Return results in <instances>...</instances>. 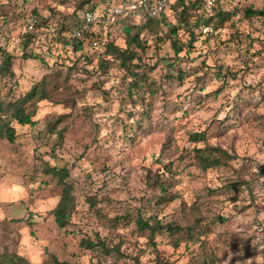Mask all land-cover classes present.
<instances>
[{
    "label": "rangeland",
    "instance_id": "1",
    "mask_svg": "<svg viewBox=\"0 0 264 264\" xmlns=\"http://www.w3.org/2000/svg\"><path fill=\"white\" fill-rule=\"evenodd\" d=\"M82 1L0 0V47L18 58L14 77L0 79V100L45 84L35 125L14 122L16 141L0 139V255L32 264H264V15H246L264 11V0H222L230 20L207 34L192 28L194 37L185 27L171 31L179 21L168 8L159 35L146 33L144 49L133 47L148 76L140 98L129 96L120 61L101 65L106 37L99 49L86 39L78 53L60 41L59 28L76 29ZM107 1L92 4L101 13ZM36 13L48 23L28 47L36 57L23 59L20 41ZM117 20L108 39L125 48ZM60 117L65 137L54 151L46 128ZM207 145L236 159L203 171L194 149ZM47 164L66 168L74 186L63 229L53 213L63 187ZM157 175L171 179L177 196L167 206L157 203ZM125 214L195 227L197 236L174 247L162 233L153 243L135 223L114 227ZM88 240H103L110 253L84 247Z\"/></svg>",
    "mask_w": 264,
    "mask_h": 264
},
{
    "label": "trees",
    "instance_id": "2",
    "mask_svg": "<svg viewBox=\"0 0 264 264\" xmlns=\"http://www.w3.org/2000/svg\"><path fill=\"white\" fill-rule=\"evenodd\" d=\"M93 0H83L80 3V14L75 16V28H80L83 23V14L86 11H98L97 5L92 4ZM131 0H109L103 8V13H108L109 10L122 2ZM145 4H152L155 0H141ZM215 12L212 16H208L202 9V3L200 0H167V6L165 10L159 15L158 18L149 19L146 22H135L132 17H119L116 24H121L120 31L125 36L126 46L122 48L118 46L113 39H108L109 28L112 24L106 28L95 29L91 34L86 33L84 38L80 39L74 36L72 30H69L65 26L58 29L57 34L61 40H64L66 44L73 48L75 53L81 52L84 48V41L89 39L91 42L94 40H101L106 37V42L103 43V52L101 54V65H108L110 61H120L122 68L125 69L127 77L130 78L128 85L129 96L136 93V97L140 98L143 91V85H145L148 76L145 73L141 74L143 66L141 64H134V61L138 58L137 52L133 47L144 49L142 36L146 33L158 36L162 25L167 22V9L176 12L179 26L172 25L171 31L175 34L178 33L181 27H185L190 35L194 37L193 29H198L206 26H212L215 29L223 28L227 21L230 20L231 14L221 7L222 0H216ZM248 16H262L264 11H256L252 8L246 10ZM38 19V24L34 30H26L22 35L20 41L22 48L23 59H33L34 56L28 51L29 45L33 42L36 36V29L41 25H47L48 20L38 13L35 15ZM59 25H61L59 23ZM193 28V29H192ZM2 26H0V40L3 37ZM176 46V45H175ZM182 51V48L176 47V54ZM18 60L13 51L0 47V79H8L14 77L15 72L13 66ZM154 82H152L153 84ZM45 84L40 81L33 85V87L22 97L16 98L13 101L0 100V139H7L13 143L18 138L13 123L16 122L21 126H34L36 121L34 120L38 112V103L44 99ZM62 117L57 118L53 122H49L47 125V132L49 135L55 134L56 140L53 143V150L62 146V142L65 137V128H58V124L61 122ZM143 120V118H142ZM194 141H203L204 135L196 133L192 136ZM195 165L203 171L217 170L230 165V163L236 159V156L230 153L228 150L220 146H205L196 147L194 149ZM47 173L53 175L59 180V183L63 187V193L59 203L54 209V217L59 228H65L69 225L73 211L76 207V200L74 196V186L69 182V172L66 168H60L58 166L51 167L46 165ZM170 177H173L174 170L171 166H166ZM152 185L160 190V195L156 198L157 203L163 206H167L170 202L176 199V195L171 190V179H166L164 176H155L152 179ZM114 227H117L121 223L132 224L135 223L139 232L143 236L154 239L162 234L166 233L172 241L174 247H178L182 241L194 239L197 236V230L195 227H182L177 223L163 224L158 217L143 218L138 216L133 218L129 214L115 217L112 221ZM82 245L88 249H97L100 252L109 254L110 250L107 244L103 240H98V243L93 241H83ZM0 264H32L26 257L16 253H3L0 255Z\"/></svg>",
    "mask_w": 264,
    "mask_h": 264
},
{
    "label": "built area",
    "instance_id": "3",
    "mask_svg": "<svg viewBox=\"0 0 264 264\" xmlns=\"http://www.w3.org/2000/svg\"><path fill=\"white\" fill-rule=\"evenodd\" d=\"M202 3L203 11L212 16L216 8V0H200ZM167 0H155L152 4L148 5L141 0H131L122 2L113 6L108 13L97 11H86L83 13V23L80 28L73 30V34L77 38H84L86 33H93L95 29L106 28L113 24L119 17L130 16L135 22H146L149 19L158 18L159 15L165 10ZM38 23L36 17H29L26 20V30H34ZM205 34L213 32L212 26L203 27ZM92 46L99 49L100 43L97 40L92 41Z\"/></svg>",
    "mask_w": 264,
    "mask_h": 264
}]
</instances>
